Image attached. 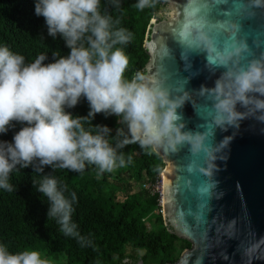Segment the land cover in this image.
<instances>
[{
	"label": "clouds",
	"instance_id": "clouds-1",
	"mask_svg": "<svg viewBox=\"0 0 264 264\" xmlns=\"http://www.w3.org/2000/svg\"><path fill=\"white\" fill-rule=\"evenodd\" d=\"M109 3L119 9V0ZM151 6V0H136L134 5L139 10ZM34 14L43 18L47 35L53 40L59 37L68 52L52 51L53 59L47 63L45 54L26 63L23 55L0 44V136L15 126L13 122L21 125L11 141L0 139V190H14L9 178L18 168L40 174L32 185L47 200L46 219H53L64 236L75 238L81 246L91 241L72 220L76 193L52 174L56 169L80 174L86 166H94L98 174L112 172L132 162V155L122 151L128 145L174 152L188 144L192 153L206 157L207 168L201 171L211 177L216 154L233 139L224 136L213 146L211 129H238L248 118L264 123V57L241 63L245 44L232 39L221 45L194 15L186 16L178 31L181 44L206 52L209 65L225 69L212 88H200V95L210 102V122L206 131L195 133L184 130L178 112L188 93L173 95L147 68L125 77L128 57L122 46L132 33L101 9V0H34ZM81 99L88 105L83 116L69 111ZM97 114L116 118L114 134L106 124H93ZM45 167L50 171L45 172ZM213 187L207 183L200 191L208 193ZM258 241L264 242V237ZM0 264L51 261L37 250L11 252L0 243Z\"/></svg>",
	"mask_w": 264,
	"mask_h": 264
},
{
	"label": "water",
	"instance_id": "water-1",
	"mask_svg": "<svg viewBox=\"0 0 264 264\" xmlns=\"http://www.w3.org/2000/svg\"><path fill=\"white\" fill-rule=\"evenodd\" d=\"M165 1L162 19H152L146 32L144 49L149 59L144 69L162 80L173 95L188 93L178 109L184 130L204 132L210 122V102L200 95V88H212L225 69L209 65L206 52L182 45L178 31L186 16L194 15L221 45L232 39L245 44L241 63L260 59L264 57V0L259 5L255 0ZM221 24L225 28H218ZM211 132L213 146L224 136H233L216 154L211 177L201 171L207 168L206 157L192 153L188 144L174 152H156L165 164L164 223L190 243L175 262L165 264H264V242L258 241L264 237V123L248 118L238 129L214 127ZM207 183L214 187L202 193Z\"/></svg>",
	"mask_w": 264,
	"mask_h": 264
},
{
	"label": "trees",
	"instance_id": "trees-1",
	"mask_svg": "<svg viewBox=\"0 0 264 264\" xmlns=\"http://www.w3.org/2000/svg\"><path fill=\"white\" fill-rule=\"evenodd\" d=\"M135 3L136 0H119V9H114L109 0H101V9L119 19V27L132 33L130 41L122 46L128 57L124 73L128 78L144 70L149 59L144 49L148 26L166 7L165 0H151L152 6L143 10L135 8ZM0 44L23 55L26 63L41 54L47 55V63L53 59L52 51L59 50L61 55L68 52L59 37L53 40L47 35L43 18L34 14V0H0ZM69 111L86 115L87 102L81 99ZM115 119L97 114L93 124H106L113 128L114 134ZM13 123L15 126L0 139L11 141L13 133L21 127ZM122 151L126 156L132 155V162H126L123 168L133 180L125 183L117 193L106 192L110 172L101 173L103 176L98 179L92 175V171L97 170L94 166H86L80 174L67 169H56L52 173L68 191L76 193L72 220L90 244L81 246L75 238L64 236L53 219H46L47 200L35 192L32 185L33 180H39L40 174L33 173L31 168H18L10 174L12 192L0 190V243L11 252L34 249L52 259H58L63 253L65 264L175 262L190 243L170 232L158 208V195L142 188V183L154 181L164 170L163 159L158 153L142 150L136 144ZM44 171L50 169L45 167ZM120 192L124 195L122 199L118 195Z\"/></svg>",
	"mask_w": 264,
	"mask_h": 264
},
{
	"label": "rangeland",
	"instance_id": "rangeland-1",
	"mask_svg": "<svg viewBox=\"0 0 264 264\" xmlns=\"http://www.w3.org/2000/svg\"><path fill=\"white\" fill-rule=\"evenodd\" d=\"M162 12H163V10H161L152 19H158L161 16ZM92 175L98 179H101V177L103 176L102 174H98L97 170H93ZM132 180L133 179H132V177L128 171H126L123 167H117L112 172L107 174L106 182L108 184V187L106 188V192L107 193H117V190L122 189V186L125 183H130V182H132ZM137 186L138 185L135 186V189L138 188ZM118 195L121 199L124 197V195L121 194V192L118 193ZM149 226H150V223H149ZM42 256H44V255H42ZM44 257H46V256H44ZM46 258L51 261V264H65V255L63 253L59 256L58 259H52V258H48V257H46ZM138 264H142V263L139 262Z\"/></svg>",
	"mask_w": 264,
	"mask_h": 264
},
{
	"label": "built area",
	"instance_id": "built-area-1",
	"mask_svg": "<svg viewBox=\"0 0 264 264\" xmlns=\"http://www.w3.org/2000/svg\"><path fill=\"white\" fill-rule=\"evenodd\" d=\"M142 188L148 190L152 195H158V208L163 213L162 198H163V174L162 172L154 181L142 183ZM146 224L149 226L148 221Z\"/></svg>",
	"mask_w": 264,
	"mask_h": 264
},
{
	"label": "bare ground",
	"instance_id": "bare-ground-1",
	"mask_svg": "<svg viewBox=\"0 0 264 264\" xmlns=\"http://www.w3.org/2000/svg\"><path fill=\"white\" fill-rule=\"evenodd\" d=\"M164 174H165V171H164Z\"/></svg>",
	"mask_w": 264,
	"mask_h": 264
},
{
	"label": "flooded vegetation",
	"instance_id": "flooded-vegetation-1",
	"mask_svg": "<svg viewBox=\"0 0 264 264\" xmlns=\"http://www.w3.org/2000/svg\"><path fill=\"white\" fill-rule=\"evenodd\" d=\"M165 9V8H164ZM163 10V9H162Z\"/></svg>",
	"mask_w": 264,
	"mask_h": 264
}]
</instances>
